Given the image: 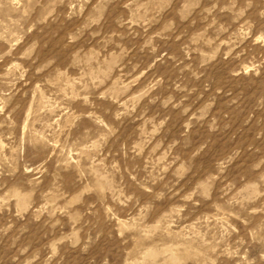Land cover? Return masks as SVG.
Instances as JSON below:
<instances>
[{
    "label": "rangeland",
    "instance_id": "rangeland-1",
    "mask_svg": "<svg viewBox=\"0 0 264 264\" xmlns=\"http://www.w3.org/2000/svg\"><path fill=\"white\" fill-rule=\"evenodd\" d=\"M0 264H264V0H0Z\"/></svg>",
    "mask_w": 264,
    "mask_h": 264
}]
</instances>
